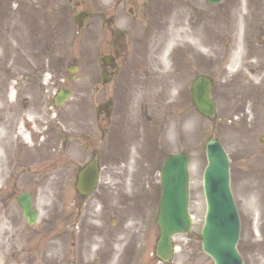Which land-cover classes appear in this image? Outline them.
I'll return each instance as SVG.
<instances>
[{"label": "rangeland", "instance_id": "rangeland-1", "mask_svg": "<svg viewBox=\"0 0 264 264\" xmlns=\"http://www.w3.org/2000/svg\"><path fill=\"white\" fill-rule=\"evenodd\" d=\"M81 10L90 18L78 27L72 17ZM115 30L124 34L122 39L114 37ZM263 33L264 0L215 5L205 0H0V60L5 48L16 50L14 41L25 51L30 37L37 50L45 36L50 38L53 67L64 51V87L72 92L64 104L67 132L79 143L87 134L99 148L96 195L105 212L93 225L116 234L115 240H81V220L72 210L73 178L64 201L63 186L52 175L32 188L40 217L54 216L51 225H27L13 210L6 219L0 210V239L10 247L0 264L5 259L6 264H63V254L64 264H77L80 251L88 261L98 258L105 264L112 254L125 260L138 255L144 264H157L152 254L159 169L176 152L189 158L193 227L188 236H174L178 250L168 264H213L200 240L205 142L211 138L229 159L231 190L242 216L237 248L243 264H264V144L259 141L264 79L255 81L256 64L264 63ZM108 53L120 71L104 84L98 59ZM70 65L78 67L72 81L67 79ZM200 74L213 81L217 110L212 118L202 117L191 104L190 82ZM38 239L43 244L36 252L29 247L16 252L15 244L27 246Z\"/></svg>", "mask_w": 264, "mask_h": 264}, {"label": "flooded vegetation", "instance_id": "flooded-vegetation-1", "mask_svg": "<svg viewBox=\"0 0 264 264\" xmlns=\"http://www.w3.org/2000/svg\"><path fill=\"white\" fill-rule=\"evenodd\" d=\"M128 12L133 14L131 7ZM31 38L23 52L20 42L14 41L16 50L10 53L5 48L0 60V210L6 219L10 218L11 210L19 211L22 215V202L29 198L31 207L38 210L37 218L39 215L41 225H51L54 216L40 217L41 212L36 206L37 198L32 190L40 187L38 181L54 175L63 186L65 201L69 192V180L73 178L72 210L78 212L81 220V240L92 243L96 239L115 240L116 234L111 230L99 231L93 225L99 222L100 215L105 212L102 199L96 195L98 184L87 196L75 189V176L79 168L94 159L100 165V158L98 146L92 144L87 134L81 135L79 143L77 138L67 132L68 120L64 113L63 93L64 51L53 67L50 38L45 36L44 43L42 45L40 42L38 50L35 43L30 42ZM35 39L38 43L37 37ZM256 43L260 45V40L257 39ZM18 58L22 60L18 61ZM101 63L100 68L104 70L105 78L111 82L119 71V66L117 69L114 64L106 65L104 60ZM90 123L88 122V126ZM92 140L94 141L93 138ZM76 146L80 149L79 152L76 151ZM9 179L12 180L11 184L8 183ZM21 185L28 187L21 190ZM24 220L26 223V219ZM261 223L264 227V222ZM78 255L77 264H105L98 258L88 261L81 251ZM123 258L122 255L112 254L107 261L110 264H144V260L140 261L141 256L134 260ZM62 262L64 264V254Z\"/></svg>", "mask_w": 264, "mask_h": 264}, {"label": "water", "instance_id": "water-1", "mask_svg": "<svg viewBox=\"0 0 264 264\" xmlns=\"http://www.w3.org/2000/svg\"><path fill=\"white\" fill-rule=\"evenodd\" d=\"M219 0H208L217 2ZM86 15L79 14L75 20L79 25ZM210 81L197 77L191 87L192 102L205 116H212L215 108L210 99ZM65 96L69 93L65 91ZM207 166L203 176V190L206 214L201 230L202 250L210 256L214 264H241L236 249L239 237V220L229 189L228 160L221 146L214 140L207 142ZM188 157L173 154L164 161L161 173L162 194L157 212L159 236L155 244V254L167 262L172 257L171 238L174 234L190 232V216L187 210ZM95 164H88L79 173L77 190L90 193L97 180ZM24 215L34 219V213L24 206Z\"/></svg>", "mask_w": 264, "mask_h": 264}, {"label": "bare ground", "instance_id": "bare-ground-1", "mask_svg": "<svg viewBox=\"0 0 264 264\" xmlns=\"http://www.w3.org/2000/svg\"><path fill=\"white\" fill-rule=\"evenodd\" d=\"M196 46H199V44H196ZM257 59H260L258 55L255 57V60H257ZM161 61L162 62L163 61L164 62L167 61V57H166V55L164 53L161 55ZM256 69H257V72H256L257 77H256L255 81L257 83H259V82H261L264 79V63L258 61L257 64H256ZM151 82H153V80H151ZM194 221H195V224H198L197 223V220H195V218H194ZM54 224H56V223H54ZM41 244H43V241L41 239H38L37 241H32L27 246L22 245V247H17V244H15V246H16V252L17 251L18 252H23L24 247H26V248L29 247V249H30L31 252H36L41 247ZM9 249H10V247L8 246L7 241L5 239H0V256H3L2 253L4 251H6V250H9ZM177 250H178V248L176 247L175 250H174V252H177ZM47 256L48 255H46L45 257H47ZM6 261L7 260L5 259V261H4L5 264H6ZM160 262L163 263L164 261L161 260Z\"/></svg>", "mask_w": 264, "mask_h": 264}]
</instances>
